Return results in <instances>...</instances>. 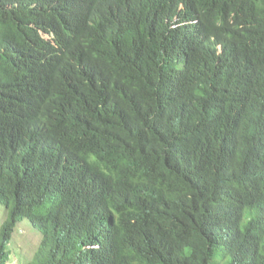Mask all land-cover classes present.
Wrapping results in <instances>:
<instances>
[{
  "label": "trees",
  "instance_id": "obj_1",
  "mask_svg": "<svg viewBox=\"0 0 264 264\" xmlns=\"http://www.w3.org/2000/svg\"><path fill=\"white\" fill-rule=\"evenodd\" d=\"M2 212L0 264H264V0H0Z\"/></svg>",
  "mask_w": 264,
  "mask_h": 264
},
{
  "label": "rangeland",
  "instance_id": "obj_2",
  "mask_svg": "<svg viewBox=\"0 0 264 264\" xmlns=\"http://www.w3.org/2000/svg\"><path fill=\"white\" fill-rule=\"evenodd\" d=\"M4 220H5V215L2 212L0 213V224ZM19 227L21 229V233H15L14 235L15 236L14 244L16 247V254L19 255L18 256L19 258H16L10 264H17L18 261H21V263H24L25 261H27L33 252L30 250V247L36 246L40 238V236L36 234L35 232H31V231L29 232L25 224ZM18 247H20L22 250H18Z\"/></svg>",
  "mask_w": 264,
  "mask_h": 264
},
{
  "label": "clouds",
  "instance_id": "obj_3",
  "mask_svg": "<svg viewBox=\"0 0 264 264\" xmlns=\"http://www.w3.org/2000/svg\"><path fill=\"white\" fill-rule=\"evenodd\" d=\"M221 52H218V54H220Z\"/></svg>",
  "mask_w": 264,
  "mask_h": 264
}]
</instances>
